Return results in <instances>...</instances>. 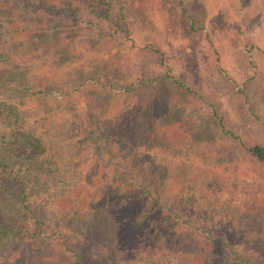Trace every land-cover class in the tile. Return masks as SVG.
<instances>
[{"label":"rangeland","instance_id":"rangeland-1","mask_svg":"<svg viewBox=\"0 0 264 264\" xmlns=\"http://www.w3.org/2000/svg\"><path fill=\"white\" fill-rule=\"evenodd\" d=\"M103 2L0 0V264H264V0Z\"/></svg>","mask_w":264,"mask_h":264},{"label":"trees","instance_id":"trees-1","mask_svg":"<svg viewBox=\"0 0 264 264\" xmlns=\"http://www.w3.org/2000/svg\"><path fill=\"white\" fill-rule=\"evenodd\" d=\"M99 2L104 3L103 0H99ZM0 56H3V53L0 54ZM4 59L5 60H3V62H2L3 64L6 62L10 63V58L7 55H5ZM167 76L169 77L170 75L167 74ZM15 77H18V75L16 74ZM7 81H8V77L4 78L1 81V84L6 85ZM117 88L123 89L126 91H128L130 89L127 86H117ZM46 92H48V91H46ZM16 110H17V108L14 104L9 102L6 98L5 99L0 98V117L4 113L7 115H9V113L14 114V112H16ZM140 110L145 112L146 108H143V106H142V109H140ZM133 129L137 130L138 132H136L132 135V139L136 140V141H140L141 137L139 135H140V133H142L144 131V124L142 123L141 127L138 124H136V127ZM16 142H17V144H16ZM6 144L10 145L9 148H11V147H14V148L26 147L27 144H31V140H29L25 137L17 138V136H16L14 138V141H12V139L10 138L8 141H6ZM45 148L46 147L44 146L42 139L39 137V155L43 154ZM245 149L256 161L264 162V145L263 144L251 143V144L245 146ZM41 168L42 167H40V169ZM128 197L123 198L122 202L120 201L119 204L116 206L117 215H119V217H121L123 219V222L134 233H138V234L140 233V235H142L144 233H146V234L150 233V234H153L154 236H156L155 231L151 230V228L148 227V225L150 224L149 221L145 220L139 214V212H138L139 209L135 208L132 205V202H133L132 196H130V199ZM133 204H134V202H133ZM5 226L0 225V243H2V242L6 243L7 242L6 240H9L7 238H8V235H10V228L5 227Z\"/></svg>","mask_w":264,"mask_h":264}]
</instances>
